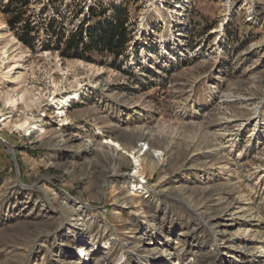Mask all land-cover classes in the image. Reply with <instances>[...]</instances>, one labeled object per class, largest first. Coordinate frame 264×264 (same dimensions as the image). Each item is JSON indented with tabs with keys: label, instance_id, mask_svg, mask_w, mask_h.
<instances>
[{
	"label": "rangeland",
	"instance_id": "1",
	"mask_svg": "<svg viewBox=\"0 0 264 264\" xmlns=\"http://www.w3.org/2000/svg\"><path fill=\"white\" fill-rule=\"evenodd\" d=\"M7 1L0 264L128 263L118 244L134 239L133 227L158 264H264V0H54L80 6L75 24L89 6L107 18L127 6L136 28L117 68L107 54L86 61L32 50L10 29ZM48 1L31 0L28 14ZM76 89L60 116L53 101ZM26 117L38 124L30 133L17 127ZM143 167L150 188L166 176V198L131 184ZM127 192L148 205L123 203ZM136 208L147 210V229L131 223ZM226 237L230 252L211 263L207 253ZM136 252L132 263L156 264Z\"/></svg>",
	"mask_w": 264,
	"mask_h": 264
},
{
	"label": "trees",
	"instance_id": "2",
	"mask_svg": "<svg viewBox=\"0 0 264 264\" xmlns=\"http://www.w3.org/2000/svg\"><path fill=\"white\" fill-rule=\"evenodd\" d=\"M30 4L31 0H8L2 11L10 29L32 50L41 47L57 51L63 58L86 61H93L94 53L101 57L107 54L116 68L119 67L116 61L127 57L136 28L127 6H113L115 13L111 18L104 15L106 10L96 14L95 7L89 6L88 17L75 24L82 13L79 5L61 9L54 0H49L39 11L28 14ZM49 7L53 8V15L48 14Z\"/></svg>",
	"mask_w": 264,
	"mask_h": 264
},
{
	"label": "bare ground",
	"instance_id": "3",
	"mask_svg": "<svg viewBox=\"0 0 264 264\" xmlns=\"http://www.w3.org/2000/svg\"><path fill=\"white\" fill-rule=\"evenodd\" d=\"M80 92H81L80 89H76V90H74L72 92H69V93L65 94L61 99H56V100L53 101V104H55V105L58 106V114L60 116L66 115V109H67V107L75 99L79 98V96L81 94ZM66 118H68V117H66ZM28 122H29V118L26 117V118L22 119L20 122L17 123V127L20 128V129H22V130H24L27 133H30L32 131V129H37L38 128V124L37 123H32V125H31ZM113 142L117 146L122 147L124 150H127L128 149L127 151H129L131 154H133V152L136 150L135 146L134 147H127L125 145L123 146V144L119 140L111 138L110 143H113ZM88 145L87 146H83V149L84 150L87 149L88 148ZM114 147L116 148V146H114ZM114 150H116V149H114ZM137 157H139L138 161H140V164L141 165H143V164H149L150 165V164L154 163V160L152 158H150L149 155L148 156L140 157V155L137 154ZM158 164H159V162H158ZM148 168H149V166H148ZM145 170H147V169H145L143 167L141 170L137 171V173L139 172V174L143 178V180H139V178H138L137 180L132 181L131 184H133L134 187L136 189H139V190L140 189H142V190L147 189L150 192V197H153V195L155 193H157L160 197L166 198L168 196V194H169V189H168L169 187H166V179H167L166 176H161L156 181V185L159 187L156 190V189L150 188L148 186V184H147L148 181L145 180V178H146ZM145 181H146V184H145ZM141 197H142V194H140V193H136V194L132 195V193L127 192V193H125V195L123 197H121V200L123 201V203H127L130 206L140 207L141 208V207H143L145 205H148V202H149V200L140 199ZM54 210L57 211L56 208H54ZM146 211L147 210H139L138 208H136L135 214L132 216V218H130L131 223L134 225L138 221V223H140L141 226L143 225L147 229L149 226H148V223H147V220H146V217H147ZM152 217L155 220H157V223L155 225V228L158 226V224H159V227H163L164 226V219L162 217L158 216L157 214L153 215ZM205 222H207V221H205ZM61 224H62V221H61L60 225ZM219 225L221 226L222 224H219ZM219 231H218V229L215 230V232H217V233H219ZM133 232L136 234L134 236V239H130L129 241H123L122 240L118 244L119 245L118 247L125 249V252L127 253L128 259H129V262L128 263H121V264H134V263H132V260H134V257L131 254L132 251H134V252L137 251L136 252L137 254L139 252L147 253L148 256H149V258L146 259V261L147 262H150V263L153 262V263L158 264L160 261L158 260V257L156 255L157 253H156L155 250H150L149 251V249L147 248V245L149 243L147 244L148 241H146L145 235L144 234L137 235V234H140L141 230L136 229L134 227H133ZM219 240H221V241L220 242H216L215 252L214 253H207L210 256V258H211V263L214 262V260H215V258H216V256L218 254H220V253H229L230 252L231 245H229V243H230L229 241L230 240H228V237H226L224 239L222 238V239H219ZM75 244L80 245V246H83L85 244V242L82 241V240H80V239H78V240H75ZM143 246H145V247L142 248ZM202 255H199L197 257V261L198 262H201L200 256H202ZM232 257H234V256H232ZM234 260H232L233 261L232 263H234ZM102 262H105V261H102ZM73 263H75V262H73Z\"/></svg>",
	"mask_w": 264,
	"mask_h": 264
}]
</instances>
